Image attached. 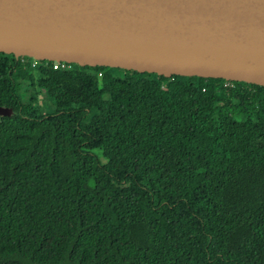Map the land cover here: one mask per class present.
<instances>
[{
  "label": "trees",
  "instance_id": "trees-1",
  "mask_svg": "<svg viewBox=\"0 0 264 264\" xmlns=\"http://www.w3.org/2000/svg\"><path fill=\"white\" fill-rule=\"evenodd\" d=\"M31 60L0 53V264H264V87Z\"/></svg>",
  "mask_w": 264,
  "mask_h": 264
},
{
  "label": "water",
  "instance_id": "water-1",
  "mask_svg": "<svg viewBox=\"0 0 264 264\" xmlns=\"http://www.w3.org/2000/svg\"><path fill=\"white\" fill-rule=\"evenodd\" d=\"M0 53L264 87V0H0Z\"/></svg>",
  "mask_w": 264,
  "mask_h": 264
},
{
  "label": "rangeland",
  "instance_id": "rangeland-1",
  "mask_svg": "<svg viewBox=\"0 0 264 264\" xmlns=\"http://www.w3.org/2000/svg\"><path fill=\"white\" fill-rule=\"evenodd\" d=\"M24 78L26 80L28 79V74L27 73L24 75ZM97 106L99 108H101L105 112L111 111V110L125 111V112H131L132 111L130 105H124V104L121 107H117V106H114V105H112L110 103L108 104V103H104V102H98ZM36 110H38L39 114L45 115V114H48L51 111V108H50L48 103L46 104V102L44 100H42L40 106ZM80 180L82 181L84 179L82 177H80ZM65 264H70V263L67 262Z\"/></svg>",
  "mask_w": 264,
  "mask_h": 264
},
{
  "label": "built area",
  "instance_id": "built-area-1",
  "mask_svg": "<svg viewBox=\"0 0 264 264\" xmlns=\"http://www.w3.org/2000/svg\"><path fill=\"white\" fill-rule=\"evenodd\" d=\"M37 62L35 61L33 62V66H37ZM72 64H66V63H58V62H54V68L57 69L58 67H63V68H71ZM101 75V74H99Z\"/></svg>",
  "mask_w": 264,
  "mask_h": 264
}]
</instances>
